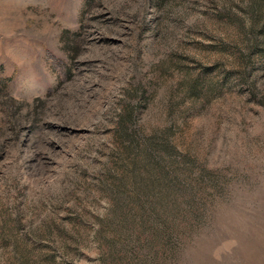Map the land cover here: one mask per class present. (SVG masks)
<instances>
[{
    "label": "rangeland",
    "instance_id": "1",
    "mask_svg": "<svg viewBox=\"0 0 264 264\" xmlns=\"http://www.w3.org/2000/svg\"><path fill=\"white\" fill-rule=\"evenodd\" d=\"M0 264H264V0H0Z\"/></svg>",
    "mask_w": 264,
    "mask_h": 264
}]
</instances>
